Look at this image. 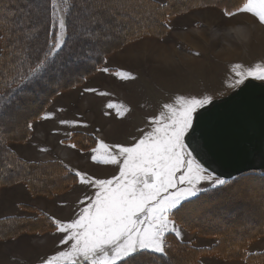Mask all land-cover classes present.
Returning <instances> with one entry per match:
<instances>
[{
    "label": "rangeland",
    "instance_id": "rangeland-1",
    "mask_svg": "<svg viewBox=\"0 0 264 264\" xmlns=\"http://www.w3.org/2000/svg\"><path fill=\"white\" fill-rule=\"evenodd\" d=\"M22 9L25 12V7ZM0 13L7 14L1 10ZM82 14L85 16L82 11L75 19L76 39L84 35L91 41L98 32L92 31L93 37L86 31L83 33L79 24ZM39 24L36 22V26ZM232 25L237 29L245 27L243 31L246 33L233 30ZM103 26L106 25H100V28ZM185 35H188L187 40ZM2 40L0 33V52ZM237 64L242 69L257 64L264 66V25L250 14L228 17L218 6L182 12L171 18L165 35L143 36L121 48L107 51L106 59L97 71L87 74L79 85L66 88L51 98L42 118L32 120L31 135L25 141H12L8 145L26 161L47 163L59 160L88 179H112L119 175L118 165H104L92 160L96 154L93 149L99 148V142L108 144L112 151L113 145L135 144L151 130L150 118L159 116L162 106L174 103L178 96L201 98L211 95L213 101L226 97L238 89L230 87L236 79ZM66 68L61 72L66 74ZM77 71L73 70L74 73ZM120 73L130 75L122 78ZM109 104L114 107L109 108ZM19 110L26 113L27 108ZM7 114L8 111L3 120H10ZM72 132L93 135L97 143L87 150L73 148L67 140ZM62 152L68 156H63ZM94 193L95 188L81 183L79 177L73 186L52 196L30 193L24 182L2 184L0 218L30 220L39 216L37 210H42L53 223L70 222L79 217L82 209L90 203L89 198H94ZM247 201L246 198L242 203L249 206ZM246 215L241 216L243 223L249 219ZM176 226L182 233V239H178L193 246L209 247L217 240L212 235L188 231L177 222ZM63 239L64 234L57 229L6 236L0 239V264H45L51 256L68 249L69 245L61 244ZM263 248L264 236L248 245L252 252ZM200 258L203 264H246L240 259L223 260L214 255Z\"/></svg>",
    "mask_w": 264,
    "mask_h": 264
},
{
    "label": "trees",
    "instance_id": "trees-1",
    "mask_svg": "<svg viewBox=\"0 0 264 264\" xmlns=\"http://www.w3.org/2000/svg\"><path fill=\"white\" fill-rule=\"evenodd\" d=\"M89 2L94 12L106 23L101 28L100 25L92 26L98 35L91 41L85 39L84 35L76 39L75 19L82 13L78 0H73L68 14L62 13L59 7L54 9L52 0H0L1 12H7L0 15V33L3 37L0 52V185L24 182L30 193L50 196L73 186L78 176L64 162L26 161L18 157L8 143L25 141L31 135L32 120L42 118L51 98L66 88L79 85L87 74L97 71L105 61L107 51L121 48L143 36L165 35L171 18L182 12L203 6L235 11L242 0ZM22 7H25V12ZM59 15H65L67 24L62 49L46 71L31 77L33 82L24 86L22 91L18 90L19 73L26 72L29 66L26 61H35L37 57L43 58L45 52L55 51L52 45L59 34ZM81 16V19H86L83 14ZM36 22L40 24L36 26ZM32 24L34 26L31 27ZM26 36H31V39L27 41L28 51H23ZM84 44L89 45L83 47ZM52 59L49 58L50 61ZM65 67L66 74L61 72ZM74 69L78 71L74 73ZM21 108H27L26 113L20 111ZM7 111L10 120H3ZM11 123L13 127L9 126ZM67 140L80 150L90 149L97 143L93 135L78 132H72ZM246 198L249 206L242 203ZM190 201L184 202L175 221L188 231L215 236L216 242L209 247H196L169 234L167 257L159 254L142 255L136 258L134 264H203L202 255H214L223 260L240 259L246 264H264V250L256 253L248 250L251 241L264 236V172H246L227 179L225 185L215 188L207 186ZM37 212L39 216L30 220L20 217L0 218V239L19 232L56 229L45 212ZM243 215L248 216L247 222L243 223Z\"/></svg>",
    "mask_w": 264,
    "mask_h": 264
},
{
    "label": "snow or ice",
    "instance_id": "snow-or-ice-1",
    "mask_svg": "<svg viewBox=\"0 0 264 264\" xmlns=\"http://www.w3.org/2000/svg\"><path fill=\"white\" fill-rule=\"evenodd\" d=\"M72 6L73 0H59V3L52 0V7H59L65 14ZM78 6L86 17L79 24L89 36L93 25H105V20L94 12L89 0H78ZM238 14H250L264 25V0H242L235 11H225L228 17ZM58 25L59 34L52 45L55 51L45 52L43 58L37 57L35 61H26L29 66L26 72L19 73L18 90L22 91L33 82L31 77L46 71L54 63L65 43V15L58 16ZM30 39L31 36H26L23 51H28ZM50 57L53 58L51 61ZM120 75L127 78L130 74ZM235 76L230 85L233 88L246 87L250 78L264 82V66L257 64L242 69L237 64ZM211 104V95L201 98L178 96L174 103L162 106L159 116L150 118L151 130L135 144L113 145L112 151L108 144L99 142V148L93 149L96 154L92 160L104 165H118L119 175L112 179H88L76 172L81 183L95 188L94 198H89L90 203L77 219L64 223L54 221L57 231L64 234L61 244L69 247L48 258L45 264H134L142 255L167 257L169 234L182 239L175 216L184 207V202L197 197L204 184L213 188L226 184L225 179L197 160L193 155L195 150H189L185 142L194 130L199 110ZM28 127L31 128V124Z\"/></svg>",
    "mask_w": 264,
    "mask_h": 264
},
{
    "label": "water",
    "instance_id": "water-1",
    "mask_svg": "<svg viewBox=\"0 0 264 264\" xmlns=\"http://www.w3.org/2000/svg\"><path fill=\"white\" fill-rule=\"evenodd\" d=\"M246 85L199 110L185 140L197 160L223 179L264 171V82L249 79Z\"/></svg>",
    "mask_w": 264,
    "mask_h": 264
},
{
    "label": "bare ground",
    "instance_id": "bare-ground-1",
    "mask_svg": "<svg viewBox=\"0 0 264 264\" xmlns=\"http://www.w3.org/2000/svg\"><path fill=\"white\" fill-rule=\"evenodd\" d=\"M231 28L234 30H238V31H243V29H245V27H240L239 29H237V28H235V26L234 25H232L231 26ZM247 31V30H246ZM244 33H246L245 31H243ZM186 38V40L188 39V35H185V37H184V39ZM62 154H63V156H65V157H67L68 155H67V153L66 152H62Z\"/></svg>",
    "mask_w": 264,
    "mask_h": 264
},
{
    "label": "crops",
    "instance_id": "crops-1",
    "mask_svg": "<svg viewBox=\"0 0 264 264\" xmlns=\"http://www.w3.org/2000/svg\"><path fill=\"white\" fill-rule=\"evenodd\" d=\"M260 250H262V251H263V250H264V248H263V249H260ZM253 251H254V250H253ZM249 252H251V253H256V252H252V250H249ZM259 252H260V251H259Z\"/></svg>",
    "mask_w": 264,
    "mask_h": 264
}]
</instances>
